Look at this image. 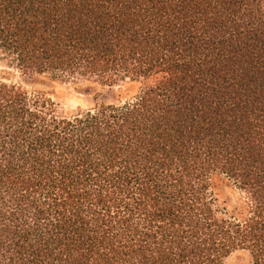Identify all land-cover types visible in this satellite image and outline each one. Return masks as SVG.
<instances>
[{
	"label": "trees",
	"instance_id": "16d2710c",
	"mask_svg": "<svg viewBox=\"0 0 264 264\" xmlns=\"http://www.w3.org/2000/svg\"><path fill=\"white\" fill-rule=\"evenodd\" d=\"M0 65L93 100L0 78V264H264V0H0Z\"/></svg>",
	"mask_w": 264,
	"mask_h": 264
},
{
	"label": "rangeland",
	"instance_id": "374dc122",
	"mask_svg": "<svg viewBox=\"0 0 264 264\" xmlns=\"http://www.w3.org/2000/svg\"><path fill=\"white\" fill-rule=\"evenodd\" d=\"M6 73V74H4ZM8 78L10 81L18 82L28 92H38L45 94L55 103V110L62 114H71L79 108H88L93 105V100L88 94H83L73 88L60 83L50 82L43 78H33L24 80L20 74L0 65V78ZM126 87H114L106 90L101 100H114L117 94ZM221 200L227 199L230 204L231 194L229 190L221 186L218 190ZM249 255L244 251H235L224 261V264H248Z\"/></svg>",
	"mask_w": 264,
	"mask_h": 264
},
{
	"label": "water",
	"instance_id": "95a60500",
	"mask_svg": "<svg viewBox=\"0 0 264 264\" xmlns=\"http://www.w3.org/2000/svg\"><path fill=\"white\" fill-rule=\"evenodd\" d=\"M79 92H81V93H83V94H88L86 91H79Z\"/></svg>",
	"mask_w": 264,
	"mask_h": 264
}]
</instances>
